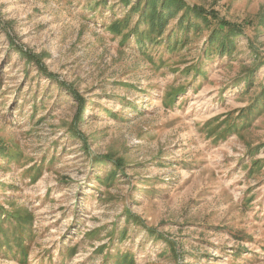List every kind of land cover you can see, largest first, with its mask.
I'll return each mask as SVG.
<instances>
[{
    "label": "rangeland",
    "instance_id": "374dc122",
    "mask_svg": "<svg viewBox=\"0 0 264 264\" xmlns=\"http://www.w3.org/2000/svg\"><path fill=\"white\" fill-rule=\"evenodd\" d=\"M126 1L0 0V264H264V0Z\"/></svg>",
    "mask_w": 264,
    "mask_h": 264
},
{
    "label": "trees",
    "instance_id": "16d2710c",
    "mask_svg": "<svg viewBox=\"0 0 264 264\" xmlns=\"http://www.w3.org/2000/svg\"><path fill=\"white\" fill-rule=\"evenodd\" d=\"M126 1V0H125ZM129 1V0H128ZM128 1H126L128 3ZM142 9V18L145 19V17H148V20L150 21V26L152 31H156L158 29V26L161 25L159 24L162 19L165 18H172L174 17L177 13H179L182 10H185L184 16L188 14L194 15L196 18L203 19L205 21H209L210 17H213L215 19H218V14L208 12L206 11L203 7L201 6H190L186 1L184 0H145L144 3L141 5V2H138V6H136V9ZM230 26L227 22H221V26ZM234 27L231 25L229 30V33L236 35L237 33L233 32L231 29ZM221 35L220 33L218 34L217 31L213 33L212 41L219 43V49L227 50L229 49V41L228 37L229 36H219ZM18 52L21 54L25 55L27 57V60H30L33 62L38 71H41L43 74L48 76L49 78H54L55 76L51 73H48L45 65L41 62L38 56L29 53L27 51H24L23 49L18 48ZM57 83L60 84L63 88L66 87V84L64 82H61L57 80ZM70 93L72 96H74L76 99H78L79 95L70 90ZM81 100V99H79Z\"/></svg>",
    "mask_w": 264,
    "mask_h": 264
}]
</instances>
